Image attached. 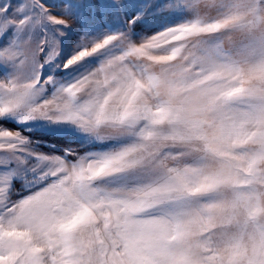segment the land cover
I'll use <instances>...</instances> for the list:
<instances>
[{
  "label": "snow or ice",
  "instance_id": "1",
  "mask_svg": "<svg viewBox=\"0 0 264 264\" xmlns=\"http://www.w3.org/2000/svg\"><path fill=\"white\" fill-rule=\"evenodd\" d=\"M0 264H264V0H0Z\"/></svg>",
  "mask_w": 264,
  "mask_h": 264
}]
</instances>
